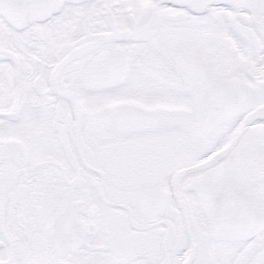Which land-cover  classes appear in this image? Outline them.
<instances>
[{
    "label": "snow or ice",
    "instance_id": "1",
    "mask_svg": "<svg viewBox=\"0 0 264 264\" xmlns=\"http://www.w3.org/2000/svg\"><path fill=\"white\" fill-rule=\"evenodd\" d=\"M0 264H264V0H0Z\"/></svg>",
    "mask_w": 264,
    "mask_h": 264
}]
</instances>
